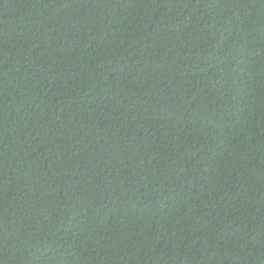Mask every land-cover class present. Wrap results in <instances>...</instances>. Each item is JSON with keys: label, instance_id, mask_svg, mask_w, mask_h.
<instances>
[{"label": "trees", "instance_id": "obj_1", "mask_svg": "<svg viewBox=\"0 0 264 264\" xmlns=\"http://www.w3.org/2000/svg\"><path fill=\"white\" fill-rule=\"evenodd\" d=\"M0 264H264V0H0Z\"/></svg>", "mask_w": 264, "mask_h": 264}]
</instances>
